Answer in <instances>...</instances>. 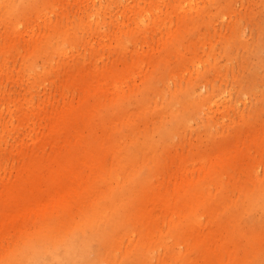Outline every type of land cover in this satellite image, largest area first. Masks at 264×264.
Segmentation results:
<instances>
[{
	"label": "rangeland",
	"instance_id": "1",
	"mask_svg": "<svg viewBox=\"0 0 264 264\" xmlns=\"http://www.w3.org/2000/svg\"><path fill=\"white\" fill-rule=\"evenodd\" d=\"M71 256L264 264V0H0V264Z\"/></svg>",
	"mask_w": 264,
	"mask_h": 264
},
{
	"label": "bare ground",
	"instance_id": "2",
	"mask_svg": "<svg viewBox=\"0 0 264 264\" xmlns=\"http://www.w3.org/2000/svg\"><path fill=\"white\" fill-rule=\"evenodd\" d=\"M51 239L55 242L56 245H60V243H58V241H59L58 238H51ZM70 251H71V250H70ZM36 254H37V253H34V255H36ZM34 255L31 254V255H29V256H30V258H33ZM69 255H70V252L68 253V256H69ZM71 257H72V256H71ZM75 257H76V256H75ZM30 258H28V259H30ZM72 259H73V260L75 259L74 256L72 257ZM48 262H49V261L44 260V263H45V264H48ZM42 263H43V262L41 261L40 264H42ZM78 263H79V262H77L76 259H75V264H78ZM21 264H26V263H25V262H22Z\"/></svg>",
	"mask_w": 264,
	"mask_h": 264
}]
</instances>
